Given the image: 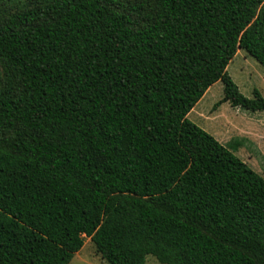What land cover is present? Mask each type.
<instances>
[{
    "label": "trees",
    "instance_id": "trees-1",
    "mask_svg": "<svg viewBox=\"0 0 264 264\" xmlns=\"http://www.w3.org/2000/svg\"><path fill=\"white\" fill-rule=\"evenodd\" d=\"M264 0H0V264H264V180L186 115L264 112Z\"/></svg>",
    "mask_w": 264,
    "mask_h": 264
},
{
    "label": "rangeland",
    "instance_id": "rangeland-1",
    "mask_svg": "<svg viewBox=\"0 0 264 264\" xmlns=\"http://www.w3.org/2000/svg\"><path fill=\"white\" fill-rule=\"evenodd\" d=\"M226 72L240 94L251 98L256 90L264 98V70L243 51L238 50L226 66ZM222 98L220 82L212 84L186 115L197 127L211 135L219 144L238 141L234 155L264 180V112L216 105ZM68 264H105L94 251L88 238ZM144 264H159L147 256Z\"/></svg>",
    "mask_w": 264,
    "mask_h": 264
}]
</instances>
